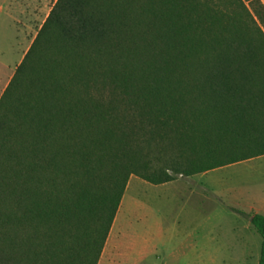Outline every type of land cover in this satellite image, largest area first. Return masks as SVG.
I'll return each mask as SVG.
<instances>
[{
	"label": "trees",
	"instance_id": "1",
	"mask_svg": "<svg viewBox=\"0 0 264 264\" xmlns=\"http://www.w3.org/2000/svg\"><path fill=\"white\" fill-rule=\"evenodd\" d=\"M262 156V0H57L0 97V264H99L132 177Z\"/></svg>",
	"mask_w": 264,
	"mask_h": 264
},
{
	"label": "rangeland",
	"instance_id": "2",
	"mask_svg": "<svg viewBox=\"0 0 264 264\" xmlns=\"http://www.w3.org/2000/svg\"><path fill=\"white\" fill-rule=\"evenodd\" d=\"M4 1L9 3L10 0ZM56 1L37 0L36 16L30 26L28 21L21 19L19 28L24 37L21 36L20 43L11 45L8 25L0 26V50L4 52V59L0 58V97ZM5 17L8 21V14ZM256 183L264 185V157L207 174L179 177L175 183L166 185L156 186L132 177L101 262L111 264L108 261L120 260L122 264H189L187 236L191 228L187 220L205 214L213 216L214 220L221 219L227 228L237 221L239 226L241 222L247 224L250 213L245 209L256 197ZM251 228L255 236L254 246L250 243V249L247 248L244 264H259L262 237ZM245 233L249 240L250 232L245 230ZM218 255L226 258L230 253ZM217 264L241 263L226 259L225 263Z\"/></svg>",
	"mask_w": 264,
	"mask_h": 264
},
{
	"label": "crops",
	"instance_id": "3",
	"mask_svg": "<svg viewBox=\"0 0 264 264\" xmlns=\"http://www.w3.org/2000/svg\"><path fill=\"white\" fill-rule=\"evenodd\" d=\"M262 2L264 4V0H262ZM36 4L37 0H10L9 3L5 2L4 0L0 1V26L5 27V25H8L10 31L9 38L12 39V42L10 43L11 45L20 43L21 36L24 37L22 34H20L21 32L19 27L22 23L21 19L25 22L28 21V26H30L31 21H34V17L36 16ZM6 14L9 16L7 19L8 21H6ZM34 39L31 41V44L33 43ZM25 42H27V40ZM0 58L4 59V52L2 51L0 52ZM176 181L172 183H175ZM263 188V184L256 183V197L253 199L252 203L248 204L247 209H245L250 214L264 215ZM236 216L239 217L238 215ZM187 221L189 222V226L191 228L187 236V241H189L190 248V253L187 257L189 264H217L218 262L225 263L226 259H234L238 263L244 264L247 248L250 247V243H252L254 246L253 240L255 236L251 230V227H253L251 224V219H247V224L241 222L240 226L237 221L236 224H232L229 228L224 227L221 219L214 220L213 216L211 215H198L197 218L192 220L189 219ZM216 230L220 231V233H217ZM245 230L250 232L251 238L249 237V240L246 239ZM257 245H259V241L257 242ZM222 252L230 253V255L226 258H221L218 254ZM101 263L102 262L100 260L99 264ZM108 263L122 264L120 260L108 261Z\"/></svg>",
	"mask_w": 264,
	"mask_h": 264
}]
</instances>
